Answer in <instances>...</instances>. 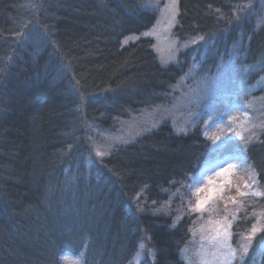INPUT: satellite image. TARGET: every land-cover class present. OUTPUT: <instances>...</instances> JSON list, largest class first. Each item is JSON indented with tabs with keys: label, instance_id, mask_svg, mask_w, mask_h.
I'll use <instances>...</instances> for the list:
<instances>
[{
	"label": "trees",
	"instance_id": "obj_1",
	"mask_svg": "<svg viewBox=\"0 0 264 264\" xmlns=\"http://www.w3.org/2000/svg\"><path fill=\"white\" fill-rule=\"evenodd\" d=\"M146 1L0 0V264H66V252L84 264H131L143 243L151 255L140 264H185L194 215L178 216L176 191L209 141L166 122L106 141L168 104L196 62L263 73L264 0H179L175 36L194 44L169 66L151 38L123 44L156 23ZM245 156L263 209L264 131ZM252 224L244 215L233 223L234 247ZM263 243L264 229L243 264L259 249L264 264Z\"/></svg>",
	"mask_w": 264,
	"mask_h": 264
},
{
	"label": "rangeland",
	"instance_id": "obj_2",
	"mask_svg": "<svg viewBox=\"0 0 264 264\" xmlns=\"http://www.w3.org/2000/svg\"><path fill=\"white\" fill-rule=\"evenodd\" d=\"M178 3L179 0H147L146 8L157 12L156 23L142 35L127 37L123 44L151 38L162 66L178 63L181 53L194 44L182 43L175 36ZM210 68L200 62L192 64L174 87L168 104L143 113L106 143H121L165 122L181 134L199 128L209 141V150L199 171L182 190L176 191L182 207L178 216L194 215L191 238L182 257L185 264H243L253 239L264 229V208L257 202L262 191L245 156L246 148L264 131V72L252 77L263 66L231 60ZM174 199L176 196L166 206ZM198 200H207L203 210H195ZM241 215L252 219V228L261 230L251 240L247 237L252 228L243 233L242 243L234 247L232 225ZM261 247L263 251L264 243ZM259 252L260 249L252 264H260ZM150 255L143 243L131 264H140ZM63 257L66 264H84L82 254L66 252Z\"/></svg>",
	"mask_w": 264,
	"mask_h": 264
},
{
	"label": "snow or ice",
	"instance_id": "obj_3",
	"mask_svg": "<svg viewBox=\"0 0 264 264\" xmlns=\"http://www.w3.org/2000/svg\"><path fill=\"white\" fill-rule=\"evenodd\" d=\"M98 156L103 155L100 152H97ZM231 167V164L229 165ZM227 171V170H225ZM219 175H223V173H219ZM247 186V185H246ZM241 195H245V193H240ZM207 203V200H198L197 204H196V209L195 210H203L205 205ZM233 203H235V201H233ZM225 219H227V217H225ZM228 227H231V225H228ZM261 229H258L256 227H253L250 234L248 235L247 239L251 240L255 237V235L257 234L258 231H260ZM245 251H247V249H245ZM233 256H235V253H232Z\"/></svg>",
	"mask_w": 264,
	"mask_h": 264
}]
</instances>
